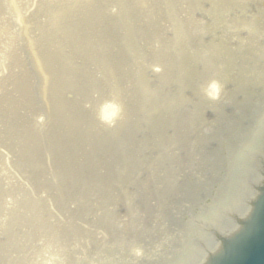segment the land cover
<instances>
[{
    "label": "rangeland",
    "instance_id": "374dc122",
    "mask_svg": "<svg viewBox=\"0 0 264 264\" xmlns=\"http://www.w3.org/2000/svg\"><path fill=\"white\" fill-rule=\"evenodd\" d=\"M169 1L167 20L174 16L173 22L159 15L163 8L169 10ZM12 2L0 0V257L23 263L29 244L40 243L31 231L35 217L41 218L38 226L83 228L93 207L112 213L128 211L137 202L147 212L154 211V198L166 203L175 197L166 206L161 202V216L147 225L152 235L181 234L187 239L200 226L222 228L233 220L237 206L205 217L208 210L227 206L216 202L225 184L209 187L205 179L222 177L221 168L229 166L230 184H236L224 196L231 203L239 195L241 202L249 197L248 187L264 158V110L247 125L258 132L237 166L236 145L249 135L238 138L230 132L241 133L258 96L237 102L231 93L264 94V72L250 66L244 74L256 80L259 71L261 81L236 82L225 101L207 109L196 94L193 73L183 80L193 98L188 106L178 99L182 91L176 92V85L168 92L160 87L157 79L169 75L150 64L179 57L183 70L196 65L197 70H211L194 55L205 41L211 47L223 41L224 51L239 57L264 59V0H14L21 7L17 13ZM192 12L195 32L178 37L177 28L186 30L183 24ZM120 17L131 20L132 29H121ZM172 34L176 46L168 51ZM170 60L166 69L172 70L175 63ZM112 97L117 105L112 103L110 117L102 118L99 113ZM152 100L156 105L148 114L170 104L178 115L172 154L166 127L152 138L161 146L155 152L149 146L145 113L136 109ZM225 132L230 136H223ZM130 185L128 198L125 188L130 190ZM140 197L147 201L139 203Z\"/></svg>",
    "mask_w": 264,
    "mask_h": 264
},
{
    "label": "bare ground",
    "instance_id": "6f19581e",
    "mask_svg": "<svg viewBox=\"0 0 264 264\" xmlns=\"http://www.w3.org/2000/svg\"><path fill=\"white\" fill-rule=\"evenodd\" d=\"M166 3H163V6ZM169 5V6H168ZM169 10L165 8L162 9L161 13L159 14L162 20H167V17L172 9V3L167 4ZM12 8L17 13L21 7L19 5L15 4L14 0L12 2ZM189 13V12H188ZM175 15V14H174ZM192 17H196V14L192 12V16L188 15L186 19V23H184V27L186 26V30H184L182 27H178L177 30L179 31L178 37H184L187 33L191 35L194 33V26L192 23H195ZM123 20V23H121V29L129 27L132 29V23L129 19H121L118 18L119 23ZM134 27H137V19H132ZM174 16L172 17V20H167L166 22H173ZM131 25H129V24ZM136 37L138 38V34L136 32ZM175 35H171V38L168 39V51L172 49V47L176 46V41L173 40ZM172 39V40H171ZM128 39H124L123 41H127ZM200 43V42H199ZM224 44V43H222ZM166 46V47H167ZM187 46V45H186ZM195 48H198L196 45ZM200 62L207 63L211 66L212 63L210 62L209 58L205 55L203 50H199L194 54ZM165 56V55H164ZM166 57V56H165ZM167 58V57H166ZM166 58L162 57V59H156L153 62H151L150 66L152 67H159L162 69L163 73L167 72L169 76H166L165 78L159 77L157 79V83L160 85L162 89L165 91H169L174 85H176L175 90L176 92L178 90H181L182 92L178 93V99L180 101H183L185 105L191 106L193 103L192 94L188 91V87H185V84L183 83V80L185 81L186 73L189 70H182L183 69V63L181 60H178L179 57L173 58L172 61L175 63V68H172V70L166 69L168 68L167 65L170 64L169 60L165 61ZM248 58L241 57V62L247 61ZM225 60H228L229 66H233L237 63V61L233 58L225 57L221 61L224 62ZM218 65V64H217ZM173 70H181V73H175L172 75ZM200 70H197V73H199ZM203 72V75H199L201 81H204V85H201V88H199V91L204 94L208 100H218L224 93L226 87L223 89V84L220 80H227L228 81V75L224 73V76L219 77L217 73H214L215 70H201ZM264 71V70H262ZM194 74V70H191L187 73ZM181 84V85H179ZM242 84H246L245 82H242ZM185 91L183 92V90ZM172 96V95H170ZM167 96V97H170ZM187 99V102H186ZM110 103L108 105H105L103 107V110L100 113L102 118L108 119L112 113V110L114 109L112 107V103H116L117 100L115 97H112L108 99ZM150 105H145V102H143L142 106L138 105V109H136L139 112H144L146 117V133L147 138L149 139V146L152 147V151L155 152V146H161L162 143H157L156 141H152V138L155 139V136L160 134L163 127H166L168 129L169 135L167 138V144L169 145V154H172V149L170 147V142L172 140L173 136V142H175L174 139L177 138L175 136L176 134V126L175 121H178V115L174 112V108L172 105L168 104V106H162L160 108L155 109L156 115L148 114L150 107L153 108L155 104L154 100L150 101ZM148 115H150L152 121L149 124V118ZM150 128V130H149ZM151 131V135L149 136ZM179 132V131H178ZM180 133V132H179ZM199 136V135H198ZM196 137L198 140L199 137ZM150 137V138H149ZM203 139V138H202ZM201 139V141H202ZM200 141V142H201ZM184 143L181 142L180 148L184 151ZM167 149V150H168ZM176 149V148H175ZM159 150V149H157ZM163 153L161 151H157L156 154ZM264 153V152H263ZM152 158L149 159L150 166L152 163ZM130 163V159L126 158ZM119 161H121L119 159ZM163 162V161H162ZM149 185V184H148ZM132 189V185H130V190H126L128 196L130 195ZM130 198V196L128 197ZM164 198V197H163ZM56 200L60 201L61 203H65V199L61 197H56ZM161 199V198H160ZM155 203L153 204L154 211H140L139 207H136L134 203L133 206L129 208V210H117L113 214H103L102 212H97V210L93 207V209L96 211H89L87 213L89 217V224H87L88 227L85 229V236L87 239L84 240V234L81 236V232L76 228L73 227L66 228L61 231L62 229L58 228H50L45 227L43 225V222L40 223L38 226L37 223L40 222L41 218L33 219V222L35 224V227L32 228V233L35 234V237L37 238V241H40V243H36L35 245L29 244L27 250L24 254V260L22 264H86L87 261L85 259L89 258V253H94V255H102L104 253V250L106 249L105 253L101 256V260L107 259L108 257H112L110 253L116 254L118 258L122 257V254L118 251L122 250V247H126L125 251V257L131 259H136L137 255L145 256L146 254L150 253L152 251V255H157V253L162 252L163 250H160L161 248H164V240L170 238L166 237L164 234H154L152 235L149 226L147 223L151 222L153 218L155 220H158L157 217L161 216V211L159 210V206L162 207V204H164V201L161 199V201H157L155 198L153 199ZM147 201V198L140 197L138 202L144 203ZM162 202V204H161ZM81 204H86V202H82ZM116 204V203H115ZM117 205V204H116ZM231 207V206H230ZM243 208H239V210H242ZM250 209H252V204L250 205ZM136 210V211H135ZM239 215V213H238ZM241 217V213L239 215ZM64 219V218H63ZM240 223L239 218L237 219V223L231 225V227L220 229L221 235H226L230 231L236 230ZM238 225V226H237ZM217 227V225H214ZM56 229V230H55ZM153 229V228H152ZM100 231V235L93 234L95 236V240H91L89 237L92 236V233L95 231ZM66 233V234H73V235H61L59 233ZM78 233V234H77ZM80 237V238H79ZM81 238L83 240H81ZM181 241H178L177 244L173 246L174 243H172L169 247H172L171 250H174L172 252V255L168 258L166 264H185L184 260V253H190L191 259L189 261V264H196V262L202 257L200 253H192L195 246H193L190 243H187L183 241L184 238L180 236ZM164 239V240H163ZM118 250V251H117ZM167 250V245H166ZM108 251V252H107ZM48 254V255H45ZM164 253V252H163ZM53 254V255H52ZM189 254V255H190ZM36 255V256H35ZM51 257L52 259L48 258ZM130 260L125 259H119V264H136ZM101 260H97L100 262ZM197 260V261H196ZM5 263L9 264L7 260H4ZM104 262V261H102ZM111 262V261H110ZM92 264L91 262H89ZM114 264V263H112Z\"/></svg>",
    "mask_w": 264,
    "mask_h": 264
},
{
    "label": "water",
    "instance_id": "95a60500",
    "mask_svg": "<svg viewBox=\"0 0 264 264\" xmlns=\"http://www.w3.org/2000/svg\"><path fill=\"white\" fill-rule=\"evenodd\" d=\"M209 264H264V191L248 227Z\"/></svg>",
    "mask_w": 264,
    "mask_h": 264
}]
</instances>
